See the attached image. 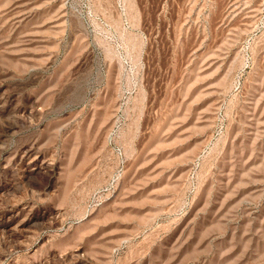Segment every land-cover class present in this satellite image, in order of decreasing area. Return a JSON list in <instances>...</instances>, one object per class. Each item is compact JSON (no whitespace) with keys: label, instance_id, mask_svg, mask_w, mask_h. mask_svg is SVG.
<instances>
[{"label":"rangeland","instance_id":"obj_1","mask_svg":"<svg viewBox=\"0 0 264 264\" xmlns=\"http://www.w3.org/2000/svg\"><path fill=\"white\" fill-rule=\"evenodd\" d=\"M0 264H264V0H0Z\"/></svg>","mask_w":264,"mask_h":264},{"label":"bare ground","instance_id":"obj_2","mask_svg":"<svg viewBox=\"0 0 264 264\" xmlns=\"http://www.w3.org/2000/svg\"><path fill=\"white\" fill-rule=\"evenodd\" d=\"M18 1V0H17ZM53 1V0H52ZM9 3V2H8ZM230 10V9H229ZM234 11V10H233ZM39 12V11H38ZM20 13V12H19ZM19 13H17V14H19ZM25 14V13H24ZM10 17H12V15L10 16ZM13 26V25H12ZM21 27V26H20ZM35 33V32H34ZM28 34V33H27ZM36 34V33H35ZM33 39V38H32ZM36 40V39H35ZM26 46V45H25ZM7 52V51H6ZM47 52V51H46ZM26 55V54H25ZM33 56H35V55H33ZM254 127V126H253ZM32 157V156H31ZM37 159V158H36ZM47 161V160H46ZM32 162V161H31ZM34 162V161H33ZM29 165V164H28ZM44 169V168H43Z\"/></svg>","mask_w":264,"mask_h":264}]
</instances>
